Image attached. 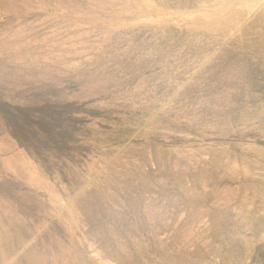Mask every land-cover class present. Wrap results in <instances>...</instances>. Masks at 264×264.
<instances>
[{"label": "rangeland", "instance_id": "374dc122", "mask_svg": "<svg viewBox=\"0 0 264 264\" xmlns=\"http://www.w3.org/2000/svg\"><path fill=\"white\" fill-rule=\"evenodd\" d=\"M0 264H264V0H0Z\"/></svg>", "mask_w": 264, "mask_h": 264}]
</instances>
